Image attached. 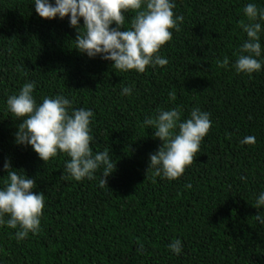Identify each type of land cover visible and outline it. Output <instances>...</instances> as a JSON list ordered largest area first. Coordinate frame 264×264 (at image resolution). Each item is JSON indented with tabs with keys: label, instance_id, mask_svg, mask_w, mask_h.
<instances>
[{
	"label": "trees",
	"instance_id": "obj_1",
	"mask_svg": "<svg viewBox=\"0 0 264 264\" xmlns=\"http://www.w3.org/2000/svg\"><path fill=\"white\" fill-rule=\"evenodd\" d=\"M248 2L264 7V0H176L183 21L160 50L167 65L122 73L75 48L67 16L40 18L31 0H0V177L7 160L45 197L38 234L17 242L14 229L0 226V264H264L254 207L264 190V70L249 76L231 67ZM225 56L229 65L220 67ZM33 80L37 100L63 94L92 109L91 146L109 149L116 162L105 187L62 178L66 155L44 163L15 143L20 121L5 100ZM122 85H134L133 94L120 95ZM176 106L185 116L200 107L212 125L184 173L162 180L148 170L161 141L142 122L157 107ZM249 135L255 143L241 144ZM174 238L180 255L167 248Z\"/></svg>",
	"mask_w": 264,
	"mask_h": 264
},
{
	"label": "clouds",
	"instance_id": "obj_2",
	"mask_svg": "<svg viewBox=\"0 0 264 264\" xmlns=\"http://www.w3.org/2000/svg\"><path fill=\"white\" fill-rule=\"evenodd\" d=\"M31 4L40 18L67 16L69 26L77 33L75 48L89 58L99 56L111 61V67L122 73H144L148 67L166 66L168 59L160 50L172 39L173 30L179 31L183 21L181 15L174 13L176 0H31ZM129 13L133 15L126 27ZM243 14L247 22L241 21L239 27L244 38L233 53L231 67L237 74L251 76L264 70V7L248 2L243 5ZM217 63L228 67L229 57ZM35 87L34 80L25 81L5 100L6 110L20 121L14 133L15 143L31 146L44 163L58 154L66 155L62 178L98 179V186L105 187L116 162L109 149L94 151L91 146L92 109L74 107L73 101L63 94L44 95L37 100ZM134 90V85H122L120 95L130 96ZM169 97L175 98L172 93ZM142 123L152 128L153 137L161 141L157 150L149 153L148 170L162 180H175L193 163L212 120L210 113L198 106H193L186 116L176 106L157 107L154 116H146ZM240 143L253 144L255 137L245 136ZM3 170L6 175L0 177L4 178L0 179V226L14 229V237L20 242L41 231L45 197L43 192L33 191L35 179L23 170L13 169L7 160ZM254 207L255 220L264 226L260 212L264 207V190L256 194ZM167 248L180 255L181 239H172ZM142 249L141 244L139 250Z\"/></svg>",
	"mask_w": 264,
	"mask_h": 264
}]
</instances>
